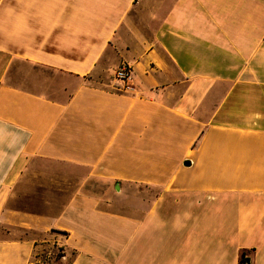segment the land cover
Returning <instances> with one entry per match:
<instances>
[{
	"label": "crops",
	"instance_id": "crops-1",
	"mask_svg": "<svg viewBox=\"0 0 264 264\" xmlns=\"http://www.w3.org/2000/svg\"><path fill=\"white\" fill-rule=\"evenodd\" d=\"M90 181L130 185L132 214ZM49 242L264 264V0H0V264Z\"/></svg>",
	"mask_w": 264,
	"mask_h": 264
},
{
	"label": "rangeland",
	"instance_id": "rangeland-1",
	"mask_svg": "<svg viewBox=\"0 0 264 264\" xmlns=\"http://www.w3.org/2000/svg\"><path fill=\"white\" fill-rule=\"evenodd\" d=\"M84 175L85 174L80 173L77 174V182L83 179L85 177ZM86 186H90L92 191L91 194L101 198L103 204L108 206L110 210L127 215L132 214V194L135 192H133L130 185H125L121 192L120 190L117 191L118 193H115L112 188L110 190H105L103 183L99 181L87 182ZM144 192L146 194V191ZM60 255H65V259L58 258ZM72 256L73 253L71 250L65 249L61 244L52 242L44 244L36 251V258L38 259L37 261L39 264H69Z\"/></svg>",
	"mask_w": 264,
	"mask_h": 264
},
{
	"label": "built area",
	"instance_id": "built-area-1",
	"mask_svg": "<svg viewBox=\"0 0 264 264\" xmlns=\"http://www.w3.org/2000/svg\"><path fill=\"white\" fill-rule=\"evenodd\" d=\"M114 79L116 82L119 83L120 85L119 90L121 92H126L131 89V86L129 85V81L131 79V73L127 65H120L114 71Z\"/></svg>",
	"mask_w": 264,
	"mask_h": 264
},
{
	"label": "trees",
	"instance_id": "trees-1",
	"mask_svg": "<svg viewBox=\"0 0 264 264\" xmlns=\"http://www.w3.org/2000/svg\"><path fill=\"white\" fill-rule=\"evenodd\" d=\"M53 233H55V234H59V235H66L64 232H61V231H52ZM65 255H60L58 258H62V257H64ZM248 262V259H246L245 257H244V255H242V257H241V259H240V264H246Z\"/></svg>",
	"mask_w": 264,
	"mask_h": 264
},
{
	"label": "water",
	"instance_id": "water-1",
	"mask_svg": "<svg viewBox=\"0 0 264 264\" xmlns=\"http://www.w3.org/2000/svg\"><path fill=\"white\" fill-rule=\"evenodd\" d=\"M185 165H188V163L186 162ZM116 191H118V187H116Z\"/></svg>",
	"mask_w": 264,
	"mask_h": 264
}]
</instances>
